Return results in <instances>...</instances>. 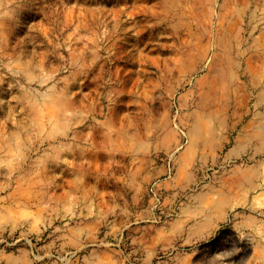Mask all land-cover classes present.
<instances>
[{"label":"rangeland","instance_id":"obj_1","mask_svg":"<svg viewBox=\"0 0 264 264\" xmlns=\"http://www.w3.org/2000/svg\"><path fill=\"white\" fill-rule=\"evenodd\" d=\"M0 264H264V0H0Z\"/></svg>","mask_w":264,"mask_h":264},{"label":"bare ground","instance_id":"obj_2","mask_svg":"<svg viewBox=\"0 0 264 264\" xmlns=\"http://www.w3.org/2000/svg\"><path fill=\"white\" fill-rule=\"evenodd\" d=\"M142 32V30H137V35H139Z\"/></svg>","mask_w":264,"mask_h":264}]
</instances>
